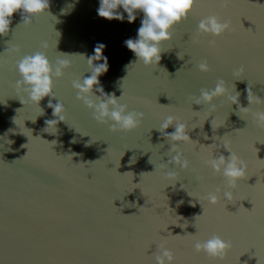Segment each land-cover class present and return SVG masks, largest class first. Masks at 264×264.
Listing matches in <instances>:
<instances>
[{
	"label": "water",
	"instance_id": "water-1",
	"mask_svg": "<svg viewBox=\"0 0 264 264\" xmlns=\"http://www.w3.org/2000/svg\"><path fill=\"white\" fill-rule=\"evenodd\" d=\"M99 7L100 0H50L48 12L30 25L16 13L11 31L0 36V264H154L161 243L175 251L177 264H264V129L227 96L213 102L215 111L195 103L201 89L223 79L241 105L264 110L247 99L248 88L264 98V0H231L227 7L222 0H197L163 45L160 64L151 67L125 45L138 39L144 13L129 23L123 8L121 21L100 17ZM213 14L229 21L231 31L219 38L198 34L200 20ZM101 44L109 70L100 86L130 111L145 113L133 132H112L111 122L96 121L77 99L73 82L91 76L88 59ZM11 46L20 51H8ZM36 52L53 67L58 59L70 61L55 79L67 119L48 130L53 133L44 129L55 118L48 102L57 100L41 101L40 115L16 87L22 79L17 62ZM205 60L211 72L198 69ZM169 115L187 123L197 142L180 145L191 161L188 171L160 167L174 155L158 130ZM225 142L248 163V179L233 189L235 201L227 207L222 193L218 205L203 199L216 188L227 190L223 176L205 163L219 151L230 155ZM166 171L181 180L166 188ZM213 234L232 242L224 261L193 248L194 240Z\"/></svg>",
	"mask_w": 264,
	"mask_h": 264
},
{
	"label": "clouds",
	"instance_id": "clouds-1",
	"mask_svg": "<svg viewBox=\"0 0 264 264\" xmlns=\"http://www.w3.org/2000/svg\"><path fill=\"white\" fill-rule=\"evenodd\" d=\"M230 2L231 0H222L224 7H227ZM196 3L197 0H100V7L97 11L102 18L123 21L125 17L119 11L123 8V12L127 13L129 23L136 21L137 12L144 13L142 26L138 29V39H128L125 41V45L139 61L143 62L145 66L151 67L160 64L161 54L166 51L163 45L173 39V30L188 19L194 11ZM49 9L50 0H0V36H7L11 31L13 17L16 13L22 14L24 25H30L34 18L46 14ZM229 31H231V23L219 15L213 14L200 20L197 33L209 34L219 38ZM211 43L214 44L215 41L213 40ZM47 46L46 42L42 45L44 48ZM104 48V45H98L95 49V55L88 59L91 76L82 81L73 82V87L77 90V99L93 110L96 121L101 124L111 122L112 132H133L142 126L145 113L130 111L127 104L120 103V97L117 98L115 94L106 93L100 86L99 77L109 70L107 57L103 55ZM8 51L19 52L20 49L18 46H11ZM98 61H102V63H97ZM16 66L22 78L16 82V87L27 95L26 100L39 106L40 115H44V110L40 107L41 101L46 97L57 100L56 103H52V100L48 102V107L53 110L52 115L55 118L46 120V128L44 129L47 132L49 129L57 130L60 122H66L65 113L67 109L65 104L56 97L55 79L64 77L65 70L70 67V61L58 59L55 67H53L52 62L44 52H36L23 56ZM198 69L204 73L212 71L206 60L198 64ZM239 71L243 72L244 68L241 67ZM96 92H99L100 95L97 96ZM225 96L228 97L231 105L239 106L238 113H251L253 123L258 128L264 129V110L253 111L251 107L241 105L240 94L230 93L223 79L219 80L211 90L201 89L200 96L195 99V103L213 105V111H215L213 102ZM247 99L250 105H264V98L255 95L250 88H248ZM21 102L24 104L23 100ZM210 116L212 115L209 114ZM214 121L215 119L211 122L213 130L216 129L214 128ZM172 127L175 128V131L168 132L167 129ZM158 130L168 141L172 142L170 152L174 153L168 163L161 164V169H166L172 165L175 168L188 171L192 167L191 161L185 156L180 145L197 143L188 134L189 125L182 122L178 117L169 115ZM49 133H53V131ZM207 138L205 136V139ZM53 142L55 143V141ZM211 146H216V144L209 145V147ZM223 149L230 155L225 156L219 151L218 155H212V158L206 159L205 163L215 174L223 176L227 190L216 188L215 191H209L203 199L211 205H218L222 203V193L223 202L227 207L228 204H233L235 201L236 195L233 189H237L241 181L248 179V163L233 151L227 142L223 144ZM165 175L171 181L166 188L169 185L175 186L181 180L180 174L176 171H166ZM197 178L201 182L204 180L202 176ZM232 247L231 241L217 234H213L203 241L199 239L193 241L195 252L205 254L217 262L226 260ZM153 256L154 264H177L175 251L167 247L166 243L159 244Z\"/></svg>",
	"mask_w": 264,
	"mask_h": 264
}]
</instances>
